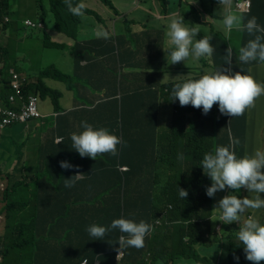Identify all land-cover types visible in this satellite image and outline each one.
Instances as JSON below:
<instances>
[{"label": "trees", "instance_id": "trees-1", "mask_svg": "<svg viewBox=\"0 0 264 264\" xmlns=\"http://www.w3.org/2000/svg\"><path fill=\"white\" fill-rule=\"evenodd\" d=\"M48 1L52 18L50 33H63L77 44L79 15L88 9L68 2L77 3V0ZM98 1L119 13L109 0ZM176 1L179 8L188 2ZM38 4L42 11L40 0ZM190 6L192 12H184V15L193 16L195 20L200 17L199 7L203 13L209 11L206 0H194ZM215 7L211 10L215 23L209 24L208 32L197 29L200 42L207 34L213 69L204 66L210 74L203 81V91L195 103L194 128L186 134L160 130L145 118L131 128L125 119L124 108H118V114L115 110L112 117L111 105L119 103V98L110 99L112 90L97 101L81 98L79 103L84 102L68 111L74 116L78 130L67 131L59 121L49 125L43 138L46 140L38 141V152L44 165L41 175L32 164L23 160L25 147L30 144L36 150L32 142L38 137H32L30 133L33 122L14 124L0 133V178L4 173L2 164L9 166L15 162L12 170L5 174L6 185L2 191L5 226L0 236V264H156L164 263V260H178L175 264H219L209 253L195 250L197 245L207 246L202 244L203 231L194 228L205 215L219 222L221 229L220 233L210 232L208 236L219 238L218 247L225 240L229 245L228 263L221 264H264V222L260 227L251 225L250 230H239L235 224L225 225L219 208L229 183L227 186L223 181L220 198L215 184L217 164L230 161L234 169L235 152L245 155L248 75L256 64L264 63V0H252L247 15L236 16L230 12L234 15L232 23L241 24L233 31L236 39L222 30L219 18L226 17ZM4 8H9L8 0H0V32L8 28V23L3 21L7 14ZM42 16L41 13L40 20ZM172 16L176 18L174 14ZM26 21L29 20L24 21L25 26ZM95 37L99 35L95 34ZM71 53L77 65L83 53L77 48ZM200 60L205 65V58ZM0 66V108L5 110L10 72L5 63ZM199 68L203 70L202 66ZM43 76L64 79L65 89L77 88L71 82L72 75H64L52 65L39 72L36 83L24 85L26 96L40 93L48 97L53 106L57 105L60 94L44 85ZM142 103L148 104L149 113L157 109L155 100L145 102L142 99ZM3 116L6 113L1 111L0 117ZM58 116L63 122L70 120ZM95 116L100 119L99 127L95 126ZM108 126L115 129L108 132ZM56 134H64L65 138L62 136L61 142L55 143ZM109 143L114 153L103 150ZM157 146L164 149L165 158L159 156ZM65 155L73 156L66 163L71 166L57 168L55 160H63ZM22 161L27 165L29 183L19 180L23 179L18 167ZM242 165H238L235 173L241 182L244 179L239 174ZM122 167H128V170L123 171ZM166 171L171 172L165 184V181L161 183V177ZM171 175L175 178L170 179ZM31 183L35 185L34 189H30ZM157 184L163 187L158 188ZM237 191L231 201L240 214L251 220L262 215L264 221L263 192L257 199L254 190L249 197L250 208L246 209L243 205L246 184H240ZM20 194L26 195L23 201ZM216 207L218 212H215ZM78 230H90L93 237L87 240L84 235L76 243ZM60 231L63 232L62 243L50 239L44 241L46 235L55 236ZM186 237H190L188 243L184 241ZM94 238L99 244L106 241L105 247L96 248ZM159 245L163 248L160 252ZM118 249L125 252L121 261L115 258ZM145 256L151 258L150 263Z\"/></svg>", "mask_w": 264, "mask_h": 264}, {"label": "rangeland", "instance_id": "rangeland-1", "mask_svg": "<svg viewBox=\"0 0 264 264\" xmlns=\"http://www.w3.org/2000/svg\"><path fill=\"white\" fill-rule=\"evenodd\" d=\"M66 1L67 0H62ZM117 6H122V4L129 3L130 6H134V0H113ZM165 0H159L161 4H163L164 7H166ZM9 2V9L4 8L6 11V15L3 17V21L5 23H8V30H2L0 32V56H6L0 61L2 63H5L7 66L8 71L11 73L9 78V88L10 91L8 93V96H19L22 101L12 100L10 102V106H6L5 110L8 114L20 112L22 110H26L27 106L26 103L29 100V97L24 94V84L21 83V79L23 78V74L28 77H34L36 78L38 73L41 71H44L49 68L51 64H53V67H55L58 71L63 73L64 75H73L75 79L78 80L79 83H82L84 87H79L73 90L65 89V84L63 82L64 79H59L56 76H43L42 81L44 85L51 89L52 91H57L60 94V97L57 99V102L55 106H53L50 102V99L48 97H44L42 94L37 93L33 98H31V105L35 108V112H37L38 116H41V112L39 110V105L48 98L49 105L54 108L57 112H60L61 117L64 119H68L70 116V112L79 105H81L84 101L79 103V100L81 99L80 96L86 91L87 88H92L94 91L96 90L97 84H91L86 81V78L80 77L77 78L74 70V55L68 50V48H56L54 40L51 39V33H50V27L52 24V18L50 15V2L48 0H40V4L42 7V11L39 10V4L38 0H8ZM74 5H82L88 9L91 10H98L102 11L103 5L98 0H77V3L70 2ZM169 5L173 6L176 11L182 10L186 13L192 12V7L190 4L194 3V0H188L187 4L183 5L179 8L177 5L176 0H169ZM215 5H224L214 0L210 4V8L208 12H205L202 16L197 18L195 21H181L178 18L169 20L168 22H171L176 25L177 30H181L183 32H187L188 29H201L208 32V26L209 24L213 23V21H209L210 18H212L211 10L214 9ZM230 9L232 11V8L230 7V3H226L223 7V10ZM43 14L42 19L40 20V15ZM237 14V13H236ZM235 19V18H234ZM29 20L33 24H38L39 22L42 23L43 28H30L29 24L24 25V21ZM235 20H233L234 22ZM104 22L108 23L110 20H105ZM121 24L124 23V20L122 19ZM145 28L149 30V28L152 25V20H145L144 22ZM157 29H159L161 32L164 31V34L166 33V29H168L165 25H159V24H153ZM220 26L222 30H226V25L224 21H221ZM169 27V26H168ZM234 31V30H233ZM231 32L234 39H236V35L234 32ZM89 33V30H85L84 35L87 36ZM58 35L61 37L59 39L64 38L63 33H58ZM124 35L126 38L128 37V33L124 31L119 32V36ZM207 38V34L205 39ZM174 46V48L177 51H171V48ZM168 58L171 61V63L175 66H177L181 71L186 72V67L190 61L197 60L199 65L203 67V70L199 67L194 68L191 73L195 75V80L197 81H205L206 76L210 74L208 70L204 69V66H207L209 69H213V64L211 60L205 59V65L201 64L199 62V58L203 56V50H197L196 53H194L199 58L190 55L187 51H185L182 47L181 41H179V36L175 35L170 41L169 46L167 49ZM1 67V66H0ZM22 67V72H19L16 68ZM150 67L145 63L143 67L140 69L141 76L144 77L145 81L151 80L152 82H159L160 76L155 77H148L146 74L147 71H149ZM1 82V78H0ZM250 100H249V110L247 115V124H248V130L246 131L245 135V145H244V153L246 157V168L243 171V182L247 186V194L243 200V205L246 209L250 208L249 205V197L251 193L258 189L263 192L264 194V173L262 174V169L264 168V64H260L255 66L250 74ZM1 86V84H0ZM158 90L160 91L161 88L158 87ZM209 90V89H208ZM76 100L78 103H76ZM78 104V105H76ZM172 106L171 100H169L166 104H162L161 102V110L158 112L157 115V121L159 123V126L162 128H165L167 130L170 129H177L182 130L185 134L189 132L192 128H194L193 122L189 123H182L178 122L176 120H169L167 115H165V112L170 109ZM63 112V113H62ZM36 124V123H35ZM35 126V125H34ZM33 128V123L31 124L30 129ZM29 130V129H28ZM225 130L222 131L221 135H223ZM39 140H46V139H40ZM38 140V141H39ZM38 141L36 142V150H33V147L29 144L27 147L23 149V160H25L27 163L32 164V166L35 168L38 175L42 174V169L44 168L43 163L41 162V157L38 152ZM103 150L108 153H114V151L111 149V144H106L103 147ZM157 152H159V156L161 158H165V152L164 149L161 146L156 147ZM73 156L65 155V158L63 160L57 159L55 160V165L57 168L59 166L62 168L64 165H67V167H70V164L68 161ZM185 160H187V156H184ZM15 162H12L9 166L6 164H2V168L4 170L3 176L0 178V194H1V188H3L6 185V179L5 174L9 173L12 170V167L14 166ZM19 169L22 171V178L20 181H24L26 183H29L28 180V174L26 172L27 165L22 161L19 164ZM222 169H228L226 165H220ZM171 171H166L163 173L161 177V183L165 181V184L167 183V176L169 175ZM170 179L175 178V175H171L169 177ZM217 192L218 196L220 198V195L223 193L224 189V183H223V177H222V170H217ZM158 188H162L163 186L161 184H157ZM35 185L33 183L30 184V189H34ZM237 184L235 181V178H232V185L230 189L228 190V194L231 196L236 193ZM20 197L23 201V199L26 197L25 194H20ZM215 212H218V208L216 207ZM221 220L224 221L225 225L232 226L235 224L238 229L247 228L248 222L240 215L238 210L233 207L232 205H227L224 207L222 211H220ZM73 220V218H72ZM247 220H251L250 217L247 218ZM262 222L261 218L254 219L252 221V224L259 225ZM160 225L162 224L161 221L158 222ZM195 230L199 229L200 231H203L205 237L202 244H206L207 246L203 245H197L195 247V250L198 252H207L209 255L213 258L214 262L216 263H228V253H229V245L226 240L223 242V245L221 247H218L220 244L219 238L217 237H209V233H220V223L213 220L212 216L205 215L200 222H196L194 226ZM2 233V232H1ZM62 231L58 233V235H49L45 237L44 241H54L56 240L57 243H62L63 236ZM90 230L87 232L85 230H78L76 234V243H79L81 238L85 234H92ZM152 234V233H151ZM196 235V234H195ZM146 236V235H145ZM197 235L195 236V238ZM141 238V237H136ZM186 243L190 241V237H186L184 239ZM164 243V242H163ZM165 244V243H164ZM147 248V247H146ZM152 249V247H151ZM94 250V249H93ZM149 248L147 249V251ZM159 252L163 250L162 246L159 245L158 248ZM120 249L116 252L115 258L118 261L123 260L125 257V252L122 256L119 255ZM148 254V253H147ZM146 254V255H147ZM147 262H151V258H147ZM131 264V263H130ZM156 264H165L161 261H159Z\"/></svg>", "mask_w": 264, "mask_h": 264}, {"label": "crops", "instance_id": "crops-1", "mask_svg": "<svg viewBox=\"0 0 264 264\" xmlns=\"http://www.w3.org/2000/svg\"><path fill=\"white\" fill-rule=\"evenodd\" d=\"M109 1L114 4L119 13H116L110 7L103 5L104 7L102 11L87 8L88 12L80 14V24L76 35L78 40L77 44L75 41L68 39L65 36L63 39H59L61 37L58 33L51 34V39L54 40V43L57 46L61 45L63 48H68V50H74L77 48L79 53H83L80 55L83 56V58L79 61V63L77 65L74 64V75L77 78H86L87 82L97 84V87L95 91L92 88H87L80 98L86 97L87 99H96L97 101L105 92L112 90L113 93L110 99L117 100L119 98V103L111 105L110 115L114 117L115 110L118 114V108H121V110L124 108L125 119L128 125L131 128H135L136 125L144 118L147 119L150 112L148 104L142 103L141 99L144 98L145 100H148L151 97L150 95L140 96L137 92V90L146 88L149 89V87L144 85L145 82L138 73L139 63L141 60L146 58L152 67H157L154 59L158 58L160 61L158 67H162L163 62L161 50L166 48L165 34L157 29L153 24H159L161 26L165 25L167 28L169 26L170 29L176 27L175 24L168 21L176 18L181 20L178 16V11L180 10L176 11L173 6L169 5L170 2H168V0L164 1L166 7H164L159 0H134V6L130 7L129 3L122 4V6L119 7L113 0ZM217 2L225 5L226 3H229V0H217ZM224 5L221 7L223 8ZM223 11L224 14L226 11L231 12L230 9H225ZM172 14H174L176 18L173 17ZM107 19L110 20V22H104ZM122 19L124 20L123 24L120 23L122 22ZM145 20H152V25L149 30L145 28ZM86 29L89 30L87 36L84 35ZM120 31L128 33L129 38H126L124 35L119 36ZM95 34L99 35V37H95ZM181 35L190 38L194 45L197 43L196 31L188 29L187 32L181 31ZM171 39L172 32L169 33L168 42ZM0 59L4 60L1 56ZM52 65L53 64H51L49 68L52 67ZM16 69L23 74L22 67ZM23 77H26L29 83L33 84L34 82H37L38 75L34 78L23 74ZM71 82L75 84L77 88L84 87L82 83H79L78 80L73 77V75ZM94 93H96V98H93ZM249 100L250 84L248 83V96H246L247 105H249ZM76 103H78L77 100ZM39 110L41 114L47 118L43 121V123H41V127L35 124V127L39 129L34 130L32 133H35V137H38V140L39 138H44L47 132L46 129H48L50 124H56L58 121L67 131L78 130L74 116L70 113V120L68 122H63L58 116V113L60 112H55L53 110V108L49 105L48 99L44 100L39 105ZM52 114L54 115L51 116ZM88 115L90 117L89 113ZM95 126H101L100 119L98 117H96ZM106 129L109 132L115 129V127L108 126ZM55 136L56 138H62V136L65 138L64 134H62V136L56 134ZM47 139L50 138L47 137ZM38 140H34L33 144L35 145ZM245 168L246 165L241 166V175H243ZM263 173L264 168L262 169V174ZM233 177L234 176L230 173L224 174L223 181L227 184V186L229 183V187H227L224 191L222 206L219 208V212L227 205H232L237 209L231 201V198L237 194L238 185L235 194L231 196L228 194V190L232 185ZM255 194L256 198L259 199L260 193L256 191ZM261 216L258 218H261ZM242 217L247 221L245 216L242 215ZM263 222L264 221L262 220L259 225L249 224L248 222V227L242 229L250 230L251 225L260 227ZM98 237L101 238V234H99ZM105 242L99 244L97 238H95L96 248H104ZM68 249L69 251L72 250L70 248ZM50 261H52L51 258ZM178 262V260H164L165 264H175Z\"/></svg>", "mask_w": 264, "mask_h": 264}, {"label": "clouds", "instance_id": "clouds-1", "mask_svg": "<svg viewBox=\"0 0 264 264\" xmlns=\"http://www.w3.org/2000/svg\"><path fill=\"white\" fill-rule=\"evenodd\" d=\"M215 1H217V0H215ZM243 1H248L250 3L245 4L244 7L242 9H240L239 5L242 4ZM206 2H207L208 7L210 8V4L212 1L206 0ZM229 3H230V7L232 8L231 12L234 11L233 13H237L236 16L247 15L250 13L251 6H252V0H229ZM215 8H218V10H219L218 13L224 15V11H223V8L221 7V5H216ZM180 11H182V10H180ZM180 11H178V16L181 18L182 21L195 20V18L193 16H185L184 15L185 11H183V13H180ZM203 14L204 13L202 11V8L199 7V16H202ZM225 17H226V19L225 18H219V20H220V23H221V21H224V23L226 25V30H225L226 34H230L231 31H233L235 28L241 27V24L236 25V24L232 23L231 19L234 17V15L231 14L230 12L226 11ZM213 20H214V17L209 19V21H213ZM213 23H215V22H213ZM33 25H34V27H36L38 29L43 28V25L41 22H39L38 24H33ZM191 31H196L198 33L197 29L191 30ZM170 32H172V38L175 35L179 36V41H181L183 49L185 51H187L190 55L199 58L194 53H196L197 50H200V51L203 50L204 52H203V56L201 58H205L206 60H212L211 56H210V51H209L208 39H205L204 41L200 42L199 36L197 35V43H195V45H194L192 40L190 38L182 36L181 31L177 30L176 27H174L172 29H170L168 27V29L165 33L166 48L161 50L162 62H163L162 67H158L159 62H160L158 58L154 59V62H155L157 67H152V65L149 63V61L146 58L140 61L139 67H138V73H139L140 77H142L141 73H140V69H141V67H143V65H145V63H147V65H149V67H150L149 71H147V73H146L148 75V77L160 76V81L159 82L155 81V82L151 83L152 82L151 80L145 81L144 77H142L143 81L145 82L144 85L149 87V89H147V88L141 89V90H137V92L140 96H144V95H150L151 96L148 100H145L144 98H142L145 100V102H151L152 100L157 101L156 111L154 113H149V115L147 116V120H150V122L153 123V125L160 130H163L166 132L177 131L178 133H181L182 130H177V129L167 130V129L159 126V123L157 121V115H158V112L161 110V102H162V104H166L169 100H171V102H172L171 108L165 112V115H167L169 120H176V121L182 122V123L193 122V120L195 119V115H196L195 103H196L197 98L199 97V95L203 91V81L195 80L194 77H196V76L191 73V71H193L194 68L200 67L197 60H192L187 65H185L186 70H187L186 72L181 71L177 66H175L171 63V61L168 58V54H167V52H168L167 49L169 46L168 36H169ZM77 42H78V40H77ZM69 51L71 52L72 50L69 49ZM171 51L175 52L177 50L174 49V46H173L171 48ZM201 58H199V62L202 64V61L200 60ZM0 64L3 65V63H0ZM260 64H264V63H259L256 65H260ZM250 74H251V72L248 75V83L249 84L251 83L250 82ZM8 75L10 76V73ZM22 79L24 80V82H23L24 85L29 83V81L26 79V77H23ZM34 83H36V82H34ZM158 87L161 88L160 91L158 90ZM35 95L36 94H30V95H28V97L35 96ZM247 96H248V84H247ZM16 102H17V100H16ZM6 106H10V103L8 101V96H7V105ZM248 110H249V105H247V103H246V115H248ZM53 115L54 114H52L51 116H53ZM46 118H47L46 116L41 115L40 118H32L30 120H27L26 122H14V123H11V124L3 127L0 130V133L5 128H7L11 125L26 124L28 122H30V123L33 122V128L30 129V133H31L32 137H35V133H32V132L36 129H39V128L34 126L35 123L39 127H41V125H42L41 123H43V121ZM246 130H247V127H246ZM61 140H62V138H55L54 142L60 143ZM240 164L246 165V157H245V155L244 156L238 155L237 151L235 152V157H234V169L231 168L230 161L226 162V163L217 164L215 167V184L217 183V170H222L223 180H224V174L230 173L232 176H234L236 178V182H237V185L239 188L240 184L244 183V182L239 181L238 176L235 174L237 172V167ZM220 165H226L228 167V169H222L220 167ZM123 168H127V170H128V167H122V170H123ZM240 168H241V166H240ZM240 168H239V174L241 175ZM127 170H123V171H127ZM241 176L244 178L243 175H241ZM4 187L1 188V194H0V214L3 216V220L0 224V236H2V234L4 232V226H5V212L3 210L4 203L2 201V191H3ZM256 191H258L260 194L262 192L258 189H256L255 192ZM249 221H251V224H252L253 220H249ZM239 230H241V229H239ZM92 237L93 236L91 234H85V238H87V240L92 238ZM93 240L95 241V238ZM1 260H2V256L0 254V262H1Z\"/></svg>", "mask_w": 264, "mask_h": 264}, {"label": "built area", "instance_id": "built-area-1", "mask_svg": "<svg viewBox=\"0 0 264 264\" xmlns=\"http://www.w3.org/2000/svg\"><path fill=\"white\" fill-rule=\"evenodd\" d=\"M250 2H248V1H243L242 2V4H240L239 5V8L240 9H242L243 7H244V5L245 4H249ZM25 24L26 25H28L29 24V26H34L31 22H29V21H26L25 22ZM11 74V73H10ZM21 81V83H23L24 82V80L23 79H21L20 80ZM18 97V98H17ZM34 96H30L29 97V100H28V102L26 103V106H27V109L26 110H22V111H20V112H16V113H12V114H8L7 112H6V110H2L1 108H0V112L1 111H4L5 113H6V116H3V117H0V130L3 128V127H5V126H7V125H9V124H11V123H14V122H26L27 120H30V119H32V118H40V116H38V114H37V112H35V108L34 107H32V105H31V98H33ZM12 100H15V102H16V100L17 101H22L21 100V98L19 97V96H8V101H9V103L12 101ZM123 170H127V168H123ZM2 220H3V216L0 214V224H1V222H2ZM121 240H123V238H121ZM121 251V250H120ZM119 251V255L120 256H122L123 255V253H121Z\"/></svg>", "mask_w": 264, "mask_h": 264}, {"label": "flooded vegetation", "instance_id": "flooded-vegetation-1", "mask_svg": "<svg viewBox=\"0 0 264 264\" xmlns=\"http://www.w3.org/2000/svg\"><path fill=\"white\" fill-rule=\"evenodd\" d=\"M2 58L6 57V56H1Z\"/></svg>", "mask_w": 264, "mask_h": 264}]
</instances>
